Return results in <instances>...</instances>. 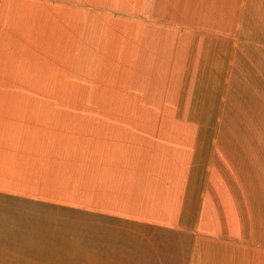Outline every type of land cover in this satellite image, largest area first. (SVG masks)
<instances>
[{
  "label": "crops",
  "instance_id": "0c3cea01",
  "mask_svg": "<svg viewBox=\"0 0 264 264\" xmlns=\"http://www.w3.org/2000/svg\"><path fill=\"white\" fill-rule=\"evenodd\" d=\"M262 107L264 0H0V264H264Z\"/></svg>",
  "mask_w": 264,
  "mask_h": 264
},
{
  "label": "rangeland",
  "instance_id": "374dc122",
  "mask_svg": "<svg viewBox=\"0 0 264 264\" xmlns=\"http://www.w3.org/2000/svg\"><path fill=\"white\" fill-rule=\"evenodd\" d=\"M218 100V97L216 96L214 98V104L216 103V101ZM258 117V121H257V124H259L261 127H264V109L262 107V112H260L259 114H257L255 116V118Z\"/></svg>",
  "mask_w": 264,
  "mask_h": 264
}]
</instances>
